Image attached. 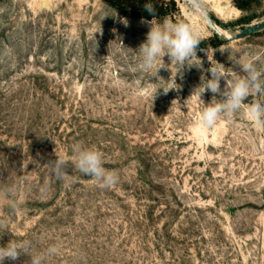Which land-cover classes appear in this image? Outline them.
<instances>
[{
	"label": "rangeland",
	"instance_id": "374dc122",
	"mask_svg": "<svg viewBox=\"0 0 264 264\" xmlns=\"http://www.w3.org/2000/svg\"><path fill=\"white\" fill-rule=\"evenodd\" d=\"M158 1L168 15L143 20L186 21L200 43L183 66L165 55L148 71L150 24L106 0L0 2V246L55 245L45 264H264V134L244 110L204 127L213 94H197L211 66L264 68V31L226 38L264 22V0H204L221 39L185 0ZM75 144L99 150L119 183L74 166L57 179L49 162Z\"/></svg>",
	"mask_w": 264,
	"mask_h": 264
},
{
	"label": "clouds",
	"instance_id": "9594fccd",
	"mask_svg": "<svg viewBox=\"0 0 264 264\" xmlns=\"http://www.w3.org/2000/svg\"><path fill=\"white\" fill-rule=\"evenodd\" d=\"M185 3L189 14H196L201 19L207 18L208 13L204 0H185ZM143 9L152 17L154 16L155 9L151 3H146ZM124 23L127 26V21ZM141 23L150 24L146 41L139 47L140 67L143 70H151L158 59L163 62L165 55L169 57L171 63L175 62L181 66L191 57L196 56L200 35L193 25L183 20L173 22L169 19L158 25L143 19ZM236 63L240 65L243 76L233 71L230 77L223 67L211 66L209 69L211 79L206 80L197 94L201 97L208 90L213 97L207 105L201 100L205 106L199 115V122L204 127L213 128L220 120L231 121L235 114L244 110L252 128L257 133L264 134V101L256 99L251 103H246L250 96L264 97V68L257 67L252 59ZM162 67H165L164 63L157 69V72ZM222 78L226 81L223 91L220 88ZM170 89L173 88L163 90L167 93ZM217 95L221 99H217ZM72 153L74 155L71 159L57 157L49 162V167L57 179H63L69 167L74 166L80 173L91 177L97 186L103 189H111L119 183V175L114 170L104 167L103 156L99 150L75 144L72 147ZM32 247L33 243L30 240L9 242L6 246H0V264H3L5 259L16 261L21 254L30 256L29 264H45L48 257L59 253V249L52 245L42 253L33 255L30 254Z\"/></svg>",
	"mask_w": 264,
	"mask_h": 264
},
{
	"label": "trees",
	"instance_id": "16d2710c",
	"mask_svg": "<svg viewBox=\"0 0 264 264\" xmlns=\"http://www.w3.org/2000/svg\"><path fill=\"white\" fill-rule=\"evenodd\" d=\"M5 0H0V2ZM108 4L119 11L124 16H129L137 19H145V20H159L163 19L168 15V8L166 4L159 2L158 0H106ZM235 5L239 9H246L248 6L247 0H234ZM146 3H151L155 9V14L152 17L147 12L144 11L143 6ZM170 3L172 4L171 7L175 8L174 4L175 2L173 0H170ZM211 17V15H210ZM213 20V18L211 17ZM217 39H221L219 34H214Z\"/></svg>",
	"mask_w": 264,
	"mask_h": 264
},
{
	"label": "water",
	"instance_id": "95a60500",
	"mask_svg": "<svg viewBox=\"0 0 264 264\" xmlns=\"http://www.w3.org/2000/svg\"><path fill=\"white\" fill-rule=\"evenodd\" d=\"M205 21L214 32H216L218 34H222V31L213 22L209 13L207 14V18L205 19ZM261 31H264V22L245 27L244 29H242V31H240L234 35L228 36L226 38L228 40H237V39H241L243 37L253 35V34L261 32Z\"/></svg>",
	"mask_w": 264,
	"mask_h": 264
},
{
	"label": "bare ground",
	"instance_id": "6f19581e",
	"mask_svg": "<svg viewBox=\"0 0 264 264\" xmlns=\"http://www.w3.org/2000/svg\"><path fill=\"white\" fill-rule=\"evenodd\" d=\"M219 28V27H218ZM220 29V28H219ZM224 34V33H223Z\"/></svg>",
	"mask_w": 264,
	"mask_h": 264
}]
</instances>
